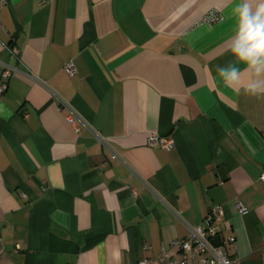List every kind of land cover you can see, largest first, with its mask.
Listing matches in <instances>:
<instances>
[{"label":"crops","instance_id":"1","mask_svg":"<svg viewBox=\"0 0 264 264\" xmlns=\"http://www.w3.org/2000/svg\"><path fill=\"white\" fill-rule=\"evenodd\" d=\"M245 2L7 0L0 76L16 73L0 97V264L180 259L172 244L203 224L216 187V231L234 238L237 264H264V96L217 73L245 68L229 51Z\"/></svg>","mask_w":264,"mask_h":264},{"label":"built area","instance_id":"2","mask_svg":"<svg viewBox=\"0 0 264 264\" xmlns=\"http://www.w3.org/2000/svg\"><path fill=\"white\" fill-rule=\"evenodd\" d=\"M7 0H0V10L6 5ZM8 53L17 57L19 51L17 48L7 49ZM64 72L69 77L75 76L74 65L69 62L64 66ZM16 73V70L9 66H4L0 76V97L7 90L9 79ZM73 122V119H70ZM99 143L109 153V160L115 161L119 156L111 149L109 140L99 136ZM148 146L164 151H171L173 142L170 138L159 137L155 134H150L148 137ZM259 181L264 183V175L259 176ZM236 210L239 214L246 213L242 204L236 205ZM223 212L220 206L211 205L200 226L188 228V233L185 240L176 241L172 245L179 252L180 259H176L172 254L162 251L157 258L145 259L138 264H237L235 257V240L231 236H227L225 241L222 240L219 232L216 231L215 225L221 223ZM215 238H219L221 245L214 247L211 242Z\"/></svg>","mask_w":264,"mask_h":264},{"label":"clouds","instance_id":"3","mask_svg":"<svg viewBox=\"0 0 264 264\" xmlns=\"http://www.w3.org/2000/svg\"><path fill=\"white\" fill-rule=\"evenodd\" d=\"M234 11L239 14V25L229 51L245 68L217 67V73L224 85L237 94L243 90L249 95L264 96V80L260 79L264 76V0H246Z\"/></svg>","mask_w":264,"mask_h":264},{"label":"water","instance_id":"4","mask_svg":"<svg viewBox=\"0 0 264 264\" xmlns=\"http://www.w3.org/2000/svg\"><path fill=\"white\" fill-rule=\"evenodd\" d=\"M219 175L221 177L222 181H225V174L222 170L219 171ZM208 197L210 198V200L212 201L213 205L215 206H220L223 203H225V197L223 195L222 189L221 187H216L212 190H210L208 192ZM211 244L214 247H219L221 245L220 239L219 238H215L214 240H212Z\"/></svg>","mask_w":264,"mask_h":264}]
</instances>
